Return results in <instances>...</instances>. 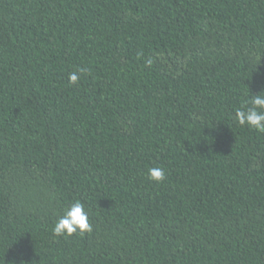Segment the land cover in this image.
Listing matches in <instances>:
<instances>
[{
  "label": "trees",
  "instance_id": "1",
  "mask_svg": "<svg viewBox=\"0 0 264 264\" xmlns=\"http://www.w3.org/2000/svg\"><path fill=\"white\" fill-rule=\"evenodd\" d=\"M261 91L264 0H0V264H264Z\"/></svg>",
  "mask_w": 264,
  "mask_h": 264
},
{
  "label": "clouds",
  "instance_id": "2",
  "mask_svg": "<svg viewBox=\"0 0 264 264\" xmlns=\"http://www.w3.org/2000/svg\"><path fill=\"white\" fill-rule=\"evenodd\" d=\"M69 79L71 83H76L78 80L77 73L70 74ZM234 120L239 126H247L250 130L264 133V91L252 94L250 100L237 107ZM148 178L157 183L162 182L165 179V172L162 168L151 167L148 169ZM91 230L92 226L89 223L85 204L79 200L72 202L52 227L54 236H71L74 233L84 235ZM11 264H16V261H11ZM19 264H32V261L28 262L21 258Z\"/></svg>",
  "mask_w": 264,
  "mask_h": 264
}]
</instances>
